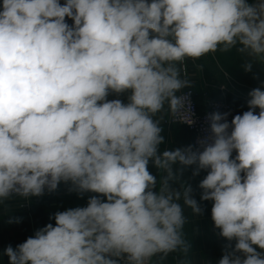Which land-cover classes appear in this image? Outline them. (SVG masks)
<instances>
[{"label":"clouds","instance_id":"1","mask_svg":"<svg viewBox=\"0 0 264 264\" xmlns=\"http://www.w3.org/2000/svg\"><path fill=\"white\" fill-rule=\"evenodd\" d=\"M232 48L251 58L245 72L252 60L264 65V0H2L0 202L60 184L106 198L54 213L55 224L4 248L8 264H150L187 254L179 201L204 209L190 184L181 191L173 182L191 166L193 176L207 172L200 199L213 202L214 229L228 241L218 264H264V81L230 123L228 112L208 114L195 145L161 151L153 119L166 102L172 112L181 106L176 93L190 82L178 64ZM150 165L165 173L159 190Z\"/></svg>","mask_w":264,"mask_h":264},{"label":"crops","instance_id":"2","mask_svg":"<svg viewBox=\"0 0 264 264\" xmlns=\"http://www.w3.org/2000/svg\"><path fill=\"white\" fill-rule=\"evenodd\" d=\"M247 2L254 4L257 0H247ZM0 4H2V0H0ZM250 59L237 52L235 48L227 52L218 49L216 52H210L198 59L186 57L184 62L178 66L181 69V78L190 82L189 86L194 88L199 107L204 109L209 97L219 98L218 87L224 82L225 73L239 83V89L246 95L253 88L261 86V82L264 81V65L252 60L254 65L251 71L245 72L242 65ZM184 89L182 88L178 93ZM106 99H120L124 103L128 102L127 93L119 95L110 93ZM233 101L238 102L234 97ZM170 111L166 102L163 109L153 117L154 120L159 121V125L163 129L161 134L164 136L165 142L160 146L161 151L193 145L194 134L188 127L178 123L165 124ZM256 112H259L258 108ZM235 155L236 152L234 151L233 158ZM193 168L194 166H191L186 169L181 179L173 182V187L179 188L181 191H183L181 185L184 184V181L190 184L193 189L192 196L204 209L201 215H197L191 208L183 205L182 198L179 201L184 207L186 217V223L183 227L184 239L192 246L187 254L177 250L169 253L164 259H161L160 254H158L151 258L150 264H181V262L183 264H218L219 259L224 254V248L228 241L218 236L216 233L219 230L214 229L211 220L213 202L201 201L200 199L202 190L198 185L207 172L202 170L199 175L193 176ZM149 171L156 176V187L159 190L161 179L165 173L151 165ZM92 195H100L102 199H106L102 194L90 192L81 196L74 191H69L68 185H62L53 193L34 198L29 207H25V201L20 198H7L0 202V264H8V257L2 255L6 246L11 245L15 248L16 245L33 236L37 229L48 223L55 224L54 219L50 220V216L57 211L86 206L88 198ZM10 218H19L20 222L9 223ZM234 245L235 240L232 241V246L234 247Z\"/></svg>","mask_w":264,"mask_h":264},{"label":"built area","instance_id":"3","mask_svg":"<svg viewBox=\"0 0 264 264\" xmlns=\"http://www.w3.org/2000/svg\"><path fill=\"white\" fill-rule=\"evenodd\" d=\"M60 3H65V0H60ZM66 21L70 25L73 23L71 19L67 17ZM224 77V82H222L218 87L220 94L219 98L209 97L207 105L204 109L199 107L193 87L187 86L183 91L179 93L177 92L176 95L181 98V106H179L175 112L170 111L169 117L165 120V124L171 125L178 123L188 127L194 134L193 145H195L199 138H202L207 134L208 122L206 120V116L208 114L214 111H219L221 113L228 112L229 116L227 119L230 123L234 115L242 114L244 111H247V100L250 97L239 89V83L235 79L226 73L224 74ZM233 97L236 98L238 102H234ZM62 185L65 184H60L58 188ZM47 193L48 192L45 191L44 194ZM9 198L23 199L25 201L24 206L29 207L30 202L37 197L31 196L28 199H25L23 197L13 195Z\"/></svg>","mask_w":264,"mask_h":264},{"label":"rangeland","instance_id":"4","mask_svg":"<svg viewBox=\"0 0 264 264\" xmlns=\"http://www.w3.org/2000/svg\"><path fill=\"white\" fill-rule=\"evenodd\" d=\"M57 191V190H56Z\"/></svg>","mask_w":264,"mask_h":264}]
</instances>
